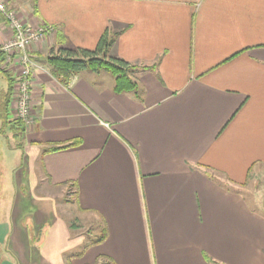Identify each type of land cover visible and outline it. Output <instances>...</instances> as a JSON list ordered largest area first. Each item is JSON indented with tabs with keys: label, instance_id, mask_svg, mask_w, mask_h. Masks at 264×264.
I'll use <instances>...</instances> for the list:
<instances>
[{
	"label": "crops",
	"instance_id": "crops-1",
	"mask_svg": "<svg viewBox=\"0 0 264 264\" xmlns=\"http://www.w3.org/2000/svg\"><path fill=\"white\" fill-rule=\"evenodd\" d=\"M5 2L54 32L29 50L35 123L10 108L0 121L1 154L25 167L0 183V264H264V211L239 191L264 175V0ZM106 29L120 31L111 56L153 67L133 71L140 98L104 71L50 74V55ZM68 205L103 230L95 247L68 230Z\"/></svg>",
	"mask_w": 264,
	"mask_h": 264
},
{
	"label": "trees",
	"instance_id": "trees-1",
	"mask_svg": "<svg viewBox=\"0 0 264 264\" xmlns=\"http://www.w3.org/2000/svg\"><path fill=\"white\" fill-rule=\"evenodd\" d=\"M119 33V30L109 31L106 29L98 38L93 49L59 48L55 54L47 58L51 76L62 85H67L70 78L80 71L90 70L95 73L104 71L114 78V93L120 94L134 91L137 94L138 84L132 76L133 71L144 72L146 70H151L153 67H137L120 58L111 56L110 50ZM1 61L2 55L0 53V62ZM0 76L4 78L7 84L6 90L0 93V121L2 122V130H5L7 125L11 122L9 108L12 98L13 81L1 67ZM137 96L140 98L139 94H137ZM13 121H15V119ZM70 145L71 144L63 145L62 147H53L50 150H57ZM103 236V230H100L99 236L93 243L100 242Z\"/></svg>",
	"mask_w": 264,
	"mask_h": 264
},
{
	"label": "built area",
	"instance_id": "built-area-1",
	"mask_svg": "<svg viewBox=\"0 0 264 264\" xmlns=\"http://www.w3.org/2000/svg\"><path fill=\"white\" fill-rule=\"evenodd\" d=\"M0 18L9 32V38L0 44V53L2 55L0 67L14 72L11 95L12 110L15 118L25 128H29L36 119V113L31 102L34 62L29 50L30 47L37 45L47 34L53 33L54 28L50 25L31 27L21 23L16 14L6 7L5 0H0Z\"/></svg>",
	"mask_w": 264,
	"mask_h": 264
},
{
	"label": "rangeland",
	"instance_id": "rangeland-1",
	"mask_svg": "<svg viewBox=\"0 0 264 264\" xmlns=\"http://www.w3.org/2000/svg\"><path fill=\"white\" fill-rule=\"evenodd\" d=\"M5 4H6V2H5ZM16 17L18 18V20L21 23H23L17 15H16ZM43 25L48 26L46 24H43ZM51 34H53V33H49L47 35H51ZM47 35L39 43H37V45L42 43L45 40V38L47 37ZM4 86H6V81L4 80V78L2 76H0V89H2ZM12 91H13V89H12ZM31 98H32V95H31ZM32 105H33V103H32ZM10 109L12 111V116L14 117L15 120H17L15 118L14 112L12 110V98H11ZM36 118H37V116H36ZM35 121H36V119H35ZM35 121H34V123H35ZM8 139H9V137H8ZM12 141L13 140H11V142ZM13 142H16V140H14ZM1 153L2 152H0V183H1V187L5 188L7 190V189H9V184H11L13 182L15 173L18 177H19V175L21 176V174H22V176L24 178L25 167L23 166V164H20V165L18 164V161H16L17 158H12L15 155L4 157V155ZM21 182L22 181L20 179H18V181H17L18 185L17 186L20 187L21 185H23L20 188L24 189L25 179H24V182H22V183ZM239 191L241 192L242 196L246 199V201L249 204H251L252 206H255L256 208H260V210L264 211V175H262L261 173H256V172L252 173V175H250L248 177L245 184L243 185V187L240 188ZM69 192L70 191L67 190V192L63 195L62 200H60V202L67 203V204L72 203L73 196H71L72 193L70 194ZM3 199H5V201H9L8 194H7V197H6V195H0V202H2ZM68 208H69V211H68ZM66 209H67V211L63 212L64 218H65L64 221L66 222V225H67L70 233H72V234H77V233L87 234L88 238H90L92 241L94 239H97L98 235L96 232L97 230L95 229L96 220H93L95 218L92 216V214H90V212L88 214L82 213L79 215V212L75 209V207L73 205L71 207H70V205H68V207ZM3 212H4L3 209H2V211L0 210V213H3ZM91 217H93V218H91ZM35 242L36 241L33 239V242H32L33 245ZM93 242L86 244L84 247L85 248L89 247V246L95 247V245H97V243H93ZM35 246H36V244H35ZM81 252H82V250H80V254H81ZM18 253H20V249H18ZM0 257H2V253H0ZM81 261H82V258H81ZM101 262H103V261H101Z\"/></svg>",
	"mask_w": 264,
	"mask_h": 264
}]
</instances>
